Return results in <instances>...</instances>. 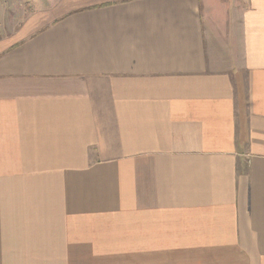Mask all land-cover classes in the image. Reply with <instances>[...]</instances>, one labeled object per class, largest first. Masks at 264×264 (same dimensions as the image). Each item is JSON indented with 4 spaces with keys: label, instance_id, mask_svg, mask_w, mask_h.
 <instances>
[{
    "label": "crops",
    "instance_id": "crops-1",
    "mask_svg": "<svg viewBox=\"0 0 264 264\" xmlns=\"http://www.w3.org/2000/svg\"><path fill=\"white\" fill-rule=\"evenodd\" d=\"M17 2L0 264H264V0Z\"/></svg>",
    "mask_w": 264,
    "mask_h": 264
},
{
    "label": "rangeland",
    "instance_id": "rangeland-1",
    "mask_svg": "<svg viewBox=\"0 0 264 264\" xmlns=\"http://www.w3.org/2000/svg\"><path fill=\"white\" fill-rule=\"evenodd\" d=\"M52 4V0H21V2L11 3L9 5L15 8V11L19 12V16L17 15L18 17H23V15L30 14L36 10L49 8Z\"/></svg>",
    "mask_w": 264,
    "mask_h": 264
}]
</instances>
